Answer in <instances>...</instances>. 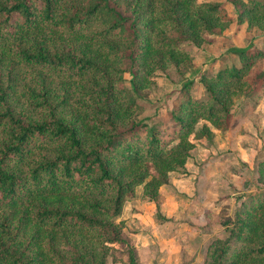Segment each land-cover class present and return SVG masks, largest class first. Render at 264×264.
<instances>
[{
    "label": "trees",
    "instance_id": "16d2710c",
    "mask_svg": "<svg viewBox=\"0 0 264 264\" xmlns=\"http://www.w3.org/2000/svg\"><path fill=\"white\" fill-rule=\"evenodd\" d=\"M228 1L237 22L264 26V0ZM223 8V0H0V264H105L112 243L133 264L116 219L124 196L141 184L156 202L196 122L210 138V125L228 126L231 100L258 88L247 60L200 74L203 99L181 89L169 131L138 115L155 71L181 73L192 64L183 44L228 25ZM221 224L202 264H264V188Z\"/></svg>",
    "mask_w": 264,
    "mask_h": 264
},
{
    "label": "rangeland",
    "instance_id": "374dc122",
    "mask_svg": "<svg viewBox=\"0 0 264 264\" xmlns=\"http://www.w3.org/2000/svg\"><path fill=\"white\" fill-rule=\"evenodd\" d=\"M223 1V12L231 18L228 25L214 28L209 41L183 44L192 64L181 73L171 66L156 70L137 97L138 115L147 125L169 131V109L181 89L203 99L200 74L247 60L248 76L258 88L231 100L228 126L210 125V138L197 134L201 120L196 122L187 137L192 146L183 164L168 171L157 187L156 202L142 193L141 184L124 196L116 219L123 221L122 235L133 247V264H202L208 242L224 234L223 219L232 216L246 194L264 188V26L237 22V6ZM123 85L129 88L126 70ZM105 264H130L125 246L112 243Z\"/></svg>",
    "mask_w": 264,
    "mask_h": 264
}]
</instances>
